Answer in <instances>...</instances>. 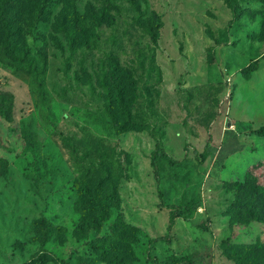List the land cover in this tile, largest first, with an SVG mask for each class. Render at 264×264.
Here are the masks:
<instances>
[{
    "label": "rangeland",
    "instance_id": "1",
    "mask_svg": "<svg viewBox=\"0 0 264 264\" xmlns=\"http://www.w3.org/2000/svg\"><path fill=\"white\" fill-rule=\"evenodd\" d=\"M263 126L264 0H0V264H264Z\"/></svg>",
    "mask_w": 264,
    "mask_h": 264
},
{
    "label": "trees",
    "instance_id": "2",
    "mask_svg": "<svg viewBox=\"0 0 264 264\" xmlns=\"http://www.w3.org/2000/svg\"><path fill=\"white\" fill-rule=\"evenodd\" d=\"M258 61H255L252 65H249L247 68L243 69V72H245L246 74H249L251 71L256 70V65H257ZM123 115L126 118V122L127 124H133V120L130 117V114L125 111L124 108L121 109ZM258 132L261 133L262 135H264V126L261 127L260 129H258ZM165 155V152L163 151V149L157 145L155 150L153 151L152 155H151V166L153 168V173H154V177L157 183V189L159 192V196L162 197L161 194V158ZM255 178L254 179H249L247 182L244 183H237V186L240 190H242L243 188H252L253 187V183H255ZM83 190L85 192H89V187L85 186L83 187ZM95 193L99 194L101 196V194L98 192V190L95 191ZM106 198L112 199L114 200V202L116 204L119 203V199L117 196V190L113 189V192L108 193L105 195ZM104 198L103 201L106 199ZM96 200V199H95ZM95 200L92 199L93 202H95ZM159 206H163V204L161 203ZM196 204L195 203H190L188 205H166V208L170 210V219H169V226H168V231L171 230V228L173 227L175 220L179 217H184V218H188L191 217L194 213V208H195ZM89 210L91 211V213L95 214V213H99L102 212V208L101 206H99L97 204L90 207ZM247 215L252 217L255 220L258 221H263L264 222V211L262 213H254L252 210H248L246 211ZM112 228L114 231L120 230V234H125V235H132L134 234V229L132 227H130L129 225H126L122 222L120 223H114L112 225ZM170 237L169 234L165 235V236H161V237H157L155 238L152 242H157V241H169ZM117 243V240H111L108 242V244L112 247H115ZM131 250V251H130ZM125 254V257L128 259L133 258V254H132V249L131 247L129 248V251L126 249L123 251ZM106 253L103 252V258L106 259L105 257Z\"/></svg>",
    "mask_w": 264,
    "mask_h": 264
}]
</instances>
